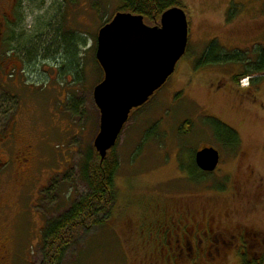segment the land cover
<instances>
[{
  "label": "rangeland",
  "instance_id": "obj_1",
  "mask_svg": "<svg viewBox=\"0 0 264 264\" xmlns=\"http://www.w3.org/2000/svg\"><path fill=\"white\" fill-rule=\"evenodd\" d=\"M19 1L23 5L15 7L17 0H0L2 43L8 48L23 40H46L56 23L63 30H82L89 40L83 51L88 63L84 86L68 88L71 98L77 96L74 103L82 101L79 117L63 105L66 83L72 80H61L57 62L47 56L38 57L34 71L19 73L36 92L22 87L19 78L20 88H10L13 95L9 93L6 103L0 89V127L14 118L20 132L6 153L11 157L14 147L17 151L26 142L34 144L30 170L23 173L16 164L0 167V264H43L41 240L47 219L58 217L87 193L79 166L98 131L92 88L100 72L92 56L101 21L91 7L93 0ZM99 1L103 16L121 3ZM179 2L188 20L186 52L119 134L109 219L79 232L60 264H242L236 248L223 249L221 258H203L192 241L202 239L206 246L208 227L225 236L232 229L264 231V72L249 73L238 83L233 80L264 47V0ZM214 40L212 55L201 63ZM235 50L244 55V62L221 57ZM5 51L0 49V64L10 62L20 69L29 62L22 49L13 50V55ZM245 79L247 84L242 83ZM217 121L237 132L233 149L218 140L223 138ZM208 146L219 151V167L198 174L194 154ZM183 235L189 237L183 241ZM185 241L196 247L194 257Z\"/></svg>",
  "mask_w": 264,
  "mask_h": 264
},
{
  "label": "trees",
  "instance_id": "obj_2",
  "mask_svg": "<svg viewBox=\"0 0 264 264\" xmlns=\"http://www.w3.org/2000/svg\"><path fill=\"white\" fill-rule=\"evenodd\" d=\"M26 1L28 2L32 0H25V2ZM71 1L73 2V0ZM120 1V5L118 4L116 6L114 12L110 15L107 11L108 13L105 16H103L102 14V12H104L105 10L102 11L100 1L93 0L91 2L92 9L94 10L97 18L101 21L99 27L108 23L112 19L113 15L117 12H127L131 14L141 15L146 24L149 23V25L151 26L158 25L159 19L163 12H165L169 8L181 6L179 0ZM17 2L15 4V7H20L21 5H23L21 1H19L18 4ZM52 28V31L48 32L46 40L36 41L35 43H32L33 45L29 44L31 41L23 40L22 43L19 42L20 45L17 42V44L13 45L12 47L10 46V48H8V45H6L5 43H2L0 49H7V51H5L7 55H13L14 51L19 52V50L22 49V51L25 52L24 55L26 56V59L29 60L28 63L23 62V69L25 71L26 69H33L32 71H34V68L37 65L36 60L38 59V57L41 55L43 57L47 56L48 61L53 60L57 62L59 78L61 80L66 79V77H70V80H72L70 84L66 83L67 89L71 87V84H73L74 87L79 88L84 86L85 69L88 63L84 61L85 52L83 51L87 47H89V40L86 33H83L82 30L71 29L68 27L66 28V30H63V27L59 23L54 24ZM96 34L94 36L95 44L93 46L92 60L100 72L101 80L103 77V72L98 62L96 61L94 54L96 47ZM215 43V40L211 41L207 46L203 53V60L201 61V63L208 62L209 57L213 53V47H215ZM229 53L225 54L223 52L221 57L223 59L237 60L238 62L245 61V57L240 51L235 50ZM210 60L220 61L221 58L211 57ZM247 60L249 59H246V61ZM245 66L246 67L240 74H235L233 76L234 82L238 83L242 77L248 75L249 73L264 72V47L258 48L253 62L245 64ZM68 94L69 89L66 98L64 97L65 99L63 105L66 104V106H70L72 108L73 114L75 113L77 117H79L78 115L80 112V107L82 106V101L74 103L73 101L77 97L76 94H74V98H71ZM147 102L144 105H146ZM144 105H142L141 107H143ZM141 107L134 109L130 113V116L137 110L141 109ZM95 109L98 114L96 107ZM217 128L218 133L220 134L218 136H222L223 138L218 139L220 143L224 147L233 149L238 143L237 132L218 121ZM219 129L223 132V134H221ZM115 146L116 144L107 152L105 158L102 161H100V157L95 151L93 144H91L84 153L81 165L79 166V175L81 181L87 187V193L81 196L76 201L72 202L70 207L58 217L47 219L42 230L41 240L42 250L44 252L43 264H60L65 251L67 250V248H69V246L72 245L74 240L76 241V236L79 232L83 230H90L92 227H100L104 224L105 221L109 219L115 200L114 178L119 167V160L114 149ZM192 164H194V169L198 174L202 173L201 170L196 166L194 159ZM242 264L257 263L244 262Z\"/></svg>",
  "mask_w": 264,
  "mask_h": 264
},
{
  "label": "water",
  "instance_id": "obj_3",
  "mask_svg": "<svg viewBox=\"0 0 264 264\" xmlns=\"http://www.w3.org/2000/svg\"><path fill=\"white\" fill-rule=\"evenodd\" d=\"M187 41L188 20L179 7L163 12L158 25L148 26L141 15L117 12L99 27L94 54L103 77L92 88L99 114L92 144L100 161L116 144L130 113L144 105L174 72ZM194 161L201 171L212 172L219 152L203 147L195 152Z\"/></svg>",
  "mask_w": 264,
  "mask_h": 264
},
{
  "label": "flooded vegetation",
  "instance_id": "obj_4",
  "mask_svg": "<svg viewBox=\"0 0 264 264\" xmlns=\"http://www.w3.org/2000/svg\"><path fill=\"white\" fill-rule=\"evenodd\" d=\"M3 26H4V18L0 20V48L3 39ZM9 60V58H8ZM21 68L18 69L17 66L14 64H11L10 62H4L3 64H0V89L3 92V96L5 99L4 102L8 103V98L10 97L9 93H11L10 88H20V86L17 84L19 81V73L24 72V69L22 68L24 64H20ZM21 73V78L20 82L22 87L27 85L28 89H30L33 92H36L37 88L35 85L32 83L27 84L25 80V75ZM18 80H17V79ZM17 123L18 120H14V118H11L6 122L2 123V126L0 129L4 130L2 131V134H0V167H8L10 165L16 164V167L19 168L21 172H26L30 170L31 168V161L34 156V144L32 141L26 142L24 145H22L17 151L14 147V154L12 153L10 157V153H6L7 146L13 147V144H15L14 139L20 136V132H17ZM6 125V126H5ZM11 152V150H10ZM219 152V151H218ZM195 162V161H194ZM219 162H220V154H219ZM219 162L214 169V171L217 170L219 167ZM212 171V172H214ZM206 174H209V172H203ZM25 176H28L25 174ZM213 229H209V227L204 231V235L206 236L207 239V244L204 246L203 240L198 239L196 241H192L193 243H196L197 249L202 251L203 253V258L205 256L212 255V258L215 259L218 256L221 258V255L225 253L226 249L233 248V249H238L240 253V261L242 263H250V262H256L257 264H264V231L262 230H251L249 229V232H242V231H235V229L228 230L227 236H225L224 233H212ZM169 237L170 240H173L175 237L174 234L169 231ZM176 235L177 239V246L176 248H180V236L178 234ZM201 234H197L199 237ZM191 237H194L192 233H190ZM188 238L189 236L183 235V241L185 238ZM200 238V237H199ZM190 240H188L189 242ZM186 242V241H185ZM191 242V241H190ZM189 244V243H188ZM186 242V249L189 251V254L194 257L195 254H197V249L196 247H193V245H188ZM173 247V249H176ZM240 248V249H239ZM196 249V252H195ZM222 249V251H221ZM225 249V250H223ZM206 252L204 253V251ZM180 253H183L181 249H179ZM184 257V256H182ZM218 257V258H219Z\"/></svg>",
  "mask_w": 264,
  "mask_h": 264
},
{
  "label": "built area",
  "instance_id": "obj_5",
  "mask_svg": "<svg viewBox=\"0 0 264 264\" xmlns=\"http://www.w3.org/2000/svg\"><path fill=\"white\" fill-rule=\"evenodd\" d=\"M246 81H248V80H247V79H245V80H243V82H242V83H244V82L246 83ZM246 84H247V83H246Z\"/></svg>",
  "mask_w": 264,
  "mask_h": 264
}]
</instances>
